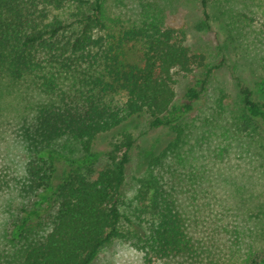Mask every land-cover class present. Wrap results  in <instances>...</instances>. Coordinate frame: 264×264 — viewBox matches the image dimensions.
Masks as SVG:
<instances>
[{
    "label": "trees",
    "instance_id": "obj_1",
    "mask_svg": "<svg viewBox=\"0 0 264 264\" xmlns=\"http://www.w3.org/2000/svg\"><path fill=\"white\" fill-rule=\"evenodd\" d=\"M136 1V17L123 20L107 13L105 0H0V95L21 87L34 97L24 108L10 104L24 163L20 174L0 169V191L38 197L0 235V264H93L115 240L140 252L143 264H264V198L243 251L238 237L224 249L189 231L180 196L189 194L193 203L191 187L203 173L194 163L198 125L187 116L218 65L208 66L206 55L190 48L184 24L168 21L166 10L178 0ZM196 1L203 14L197 28L218 18L231 42L246 35L250 13L264 15V0ZM255 70L252 83L238 82L241 107L219 131L228 140L220 152L228 154L231 132L264 140V63ZM196 73L178 102L176 76ZM134 117L151 128L168 126L173 136L144 152L127 196L135 139L120 127ZM110 133V147L99 150ZM261 159L264 171V151Z\"/></svg>",
    "mask_w": 264,
    "mask_h": 264
},
{
    "label": "rangeland",
    "instance_id": "obj_2",
    "mask_svg": "<svg viewBox=\"0 0 264 264\" xmlns=\"http://www.w3.org/2000/svg\"><path fill=\"white\" fill-rule=\"evenodd\" d=\"M116 1L105 0L108 14L120 16L123 20L136 17L139 9L136 0H125V4ZM166 13L171 23L177 26L184 24L186 41L190 48L203 52L208 66L218 65L207 79L192 115L187 116V119H193L198 125L192 139L195 138L201 147L197 145L194 147V163L196 170L203 173V178L191 187L195 192L193 203L189 200L192 205L185 198L189 194L180 196L191 223L189 231L196 238L218 243L222 248L223 242L228 245L231 241L236 242L238 237L240 252L249 242L250 235L254 233L250 234V231L257 221L254 218L256 206L259 200L264 198L262 184L264 171L260 165L264 140L256 132L248 138L244 130L231 132L228 134L231 145L227 154V151H219V146L228 141L225 136L219 134V131L229 124L232 125V111L240 110L238 82L243 80L252 83L254 74L251 71L256 69L258 73L260 65L264 63V15L259 12L250 13L246 35L240 36L241 39L238 41L231 42L218 18H210V26L197 28L203 14L196 0H178L166 10ZM238 32L239 35L242 34ZM245 42H249V46H245ZM196 71L201 72L202 68ZM197 74L176 76L175 91L178 102L183 101L187 86L194 83ZM19 88L4 90L0 95V169L12 175L15 172L17 174L22 172L24 152L15 134V127L19 122L15 116L18 112H14L10 104L24 108L34 99L32 94ZM203 117L208 119L209 123H203ZM120 129L129 131L135 139L126 168L128 196L134 191L132 177L142 168L148 147L152 144L157 146L155 148L164 146L173 133L168 126L149 127L145 117H134L124 122ZM113 137L111 133L102 136L97 144L98 149L101 151L108 149ZM61 155L75 158L80 152L64 151ZM104 158L105 156L101 154L98 162L103 163ZM64 167L65 163L60 170ZM233 177L236 178L237 184L232 182ZM37 198L22 200L12 189L1 190L0 235L9 228L12 216L18 217L22 208L34 206V200ZM233 230H236L237 234ZM255 236L256 234L253 235L254 238ZM258 245V242H253L255 250ZM93 264H143V261L140 252L115 240L99 250Z\"/></svg>",
    "mask_w": 264,
    "mask_h": 264
}]
</instances>
